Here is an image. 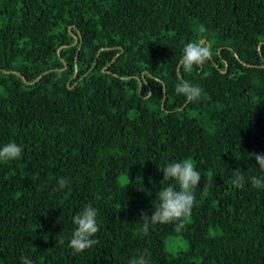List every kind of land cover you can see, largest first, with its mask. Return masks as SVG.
Masks as SVG:
<instances>
[{
    "label": "trees",
    "instance_id": "trees-1",
    "mask_svg": "<svg viewBox=\"0 0 264 264\" xmlns=\"http://www.w3.org/2000/svg\"><path fill=\"white\" fill-rule=\"evenodd\" d=\"M201 39L210 57L178 71ZM181 79L198 100L175 93ZM11 141L23 151L0 161V264H264V189L250 182L264 178L251 156L264 154V0H0V147ZM185 159L201 174L185 226L145 234L141 213L175 184L159 169ZM88 204L98 243L74 254Z\"/></svg>",
    "mask_w": 264,
    "mask_h": 264
},
{
    "label": "clouds",
    "instance_id": "clouds-1",
    "mask_svg": "<svg viewBox=\"0 0 264 264\" xmlns=\"http://www.w3.org/2000/svg\"><path fill=\"white\" fill-rule=\"evenodd\" d=\"M200 32H204L203 26ZM211 50L199 42L192 41L185 43L182 48V56L179 60V68L184 72L191 73L194 66H200L210 57ZM158 82V81H157ZM202 89L199 86L180 80L175 85V93L183 95L188 102L196 101L201 96ZM23 149L16 142L11 141L0 147V161H10L20 159ZM261 170H264V154L251 153ZM164 180L175 181V184H169L156 193L157 200L153 203V212L148 215L142 212L140 215L143 221L142 229L147 234L150 225L156 223H175L176 229L180 230L185 225L184 218L191 214L194 206L195 196L193 190L200 185L201 174L196 170L193 161L189 159L180 162H172L162 169ZM232 179L234 187L240 189L245 186V177L240 171H234ZM251 186L257 189H264V178L252 176L250 178ZM57 190L65 188L69 180L66 177H58L56 180ZM97 209L88 204L75 214L72 218L76 226L71 234L68 246L73 249L74 254L80 253L98 243L93 239L99 231L97 223ZM63 244L61 239L57 241ZM21 264H33V261L27 256L21 257ZM128 264H149L146 253H140L129 260Z\"/></svg>",
    "mask_w": 264,
    "mask_h": 264
},
{
    "label": "water",
    "instance_id": "water-1",
    "mask_svg": "<svg viewBox=\"0 0 264 264\" xmlns=\"http://www.w3.org/2000/svg\"><path fill=\"white\" fill-rule=\"evenodd\" d=\"M70 33H72V32H70ZM203 40H204V39H201V41H200L199 43H201ZM76 41H77V37L74 35V40H73V42H72L71 44H74ZM205 47H208V43H207V42H206V46H205ZM17 74H19V73L17 72ZM75 74H76V71L74 72L73 75H75ZM39 77H40V75L37 76L35 79H33L31 82L36 81ZM22 79H23L25 82H29V81H27L23 76H22Z\"/></svg>",
    "mask_w": 264,
    "mask_h": 264
}]
</instances>
